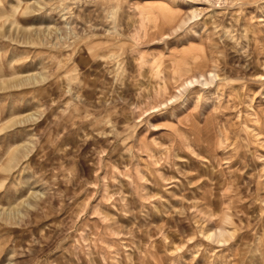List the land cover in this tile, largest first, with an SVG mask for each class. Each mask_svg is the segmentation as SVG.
<instances>
[{
  "label": "rangeland",
  "instance_id": "374dc122",
  "mask_svg": "<svg viewBox=\"0 0 264 264\" xmlns=\"http://www.w3.org/2000/svg\"><path fill=\"white\" fill-rule=\"evenodd\" d=\"M0 264H264V0H0Z\"/></svg>",
  "mask_w": 264,
  "mask_h": 264
},
{
  "label": "bare ground",
  "instance_id": "6f19581e",
  "mask_svg": "<svg viewBox=\"0 0 264 264\" xmlns=\"http://www.w3.org/2000/svg\"><path fill=\"white\" fill-rule=\"evenodd\" d=\"M195 13H196V12H195ZM209 76H211V75H209ZM211 78H212V76H211ZM203 81H204V83H206V82H207V80H204V79H203ZM212 235H213V234H210V235H208V238H210V237L212 238ZM220 235L222 236V233H221V231H220ZM219 241H220V240H219Z\"/></svg>",
  "mask_w": 264,
  "mask_h": 264
}]
</instances>
